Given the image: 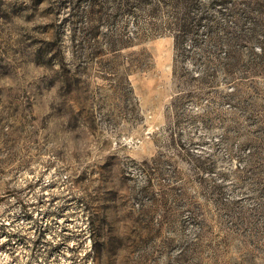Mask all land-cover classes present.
Masks as SVG:
<instances>
[{"label":"rangeland","instance_id":"1","mask_svg":"<svg viewBox=\"0 0 264 264\" xmlns=\"http://www.w3.org/2000/svg\"><path fill=\"white\" fill-rule=\"evenodd\" d=\"M0 264H264V0H0Z\"/></svg>","mask_w":264,"mask_h":264}]
</instances>
